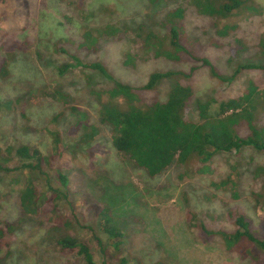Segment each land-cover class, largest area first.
Returning <instances> with one entry per match:
<instances>
[{"label": "rangeland", "instance_id": "obj_1", "mask_svg": "<svg viewBox=\"0 0 264 264\" xmlns=\"http://www.w3.org/2000/svg\"><path fill=\"white\" fill-rule=\"evenodd\" d=\"M56 2L61 16L59 27L65 29L66 38L53 43L40 38L37 26L32 27V36L25 34L27 26H17L20 17L28 15L29 0H0V32L7 33L9 40L1 39L5 44L0 49V67L8 61L9 76L3 78L0 74V102L11 103L0 111V148L4 152L28 146L48 155V132L53 129L60 134L62 144L61 155L46 171L48 177L28 170L6 177L0 173V229L14 228V233L2 240L0 264H83L74 253L59 252L55 244L59 234L48 222L49 213L22 218L18 205L27 178H34L42 191H46L48 181L61 189L59 173L68 177V201L82 217L80 227L68 234L90 246L97 264H118L122 258L127 264H263L261 255L253 261L227 253L218 238L206 237L195 227L203 224L210 231H226L230 229L227 217L237 206L254 227L264 219V152L244 148L216 154L208 174L194 175L173 164L156 178H149L113 150L110 128L97 121L92 93L112 89L113 82L80 67H72L62 75L59 69L74 66L73 58L82 64L99 63L115 81L136 89L143 87L154 72L180 74L162 81L154 93H144L143 103L152 98L164 103L178 81L193 89L194 102L187 106L184 117L197 123L196 101H213L211 110L215 113L219 103L241 95L248 83L264 88V71H237L239 66L263 64L258 45L264 36V0L253 2L262 13L243 9L221 22L198 15L188 6V0H160L154 5L137 0L138 9L123 20L113 9L101 8L100 14L106 20L99 24L90 22L94 14L86 11L85 0ZM177 8L184 10L188 47L191 45L193 53L207 58L221 80L212 78L207 68L188 77L190 69L200 64H177L142 54L141 42L134 36L136 29L143 27L164 37L167 29L161 23ZM76 22L81 29L73 35ZM109 25L118 34L112 39L98 38L97 31ZM225 26L235 29L224 38L218 37L217 28ZM86 34L96 41L92 47L83 45ZM128 59L133 64L125 66ZM56 90L66 96V104L44 97V93ZM71 107L87 113L89 124L98 128L99 135L92 145L80 144L79 136L72 133L75 118ZM260 123L264 127V113ZM238 133L241 137L247 135L245 128ZM9 157L10 168L27 163L14 154ZM227 178L236 183L239 199L232 198L229 187H213ZM253 195L263 200L256 203ZM59 208L61 214L69 213L66 202L62 201ZM103 209L122 231L118 251L113 249L116 240H109L100 230L98 215ZM94 237L101 241L104 253Z\"/></svg>", "mask_w": 264, "mask_h": 264}, {"label": "trees", "instance_id": "obj_2", "mask_svg": "<svg viewBox=\"0 0 264 264\" xmlns=\"http://www.w3.org/2000/svg\"><path fill=\"white\" fill-rule=\"evenodd\" d=\"M6 1V0H5ZM65 3L70 0H58ZM160 0H147L154 5ZM255 0H188V6L203 17H208L216 22H221L234 16L243 9H248L253 14L262 13L261 8L253 5ZM184 10L177 8L164 17L161 26L167 29V34L160 37L155 33L139 27L134 36L141 42L140 49L145 56L162 58L169 62L181 63L189 61V64H200V67H192L191 73L200 68H207L212 78L221 80L217 69L204 57L193 53L188 47V38L183 25ZM235 29L234 26L217 28L220 38L228 36ZM98 38L112 39L118 31L111 25L97 31ZM0 49L6 41L7 33L0 32ZM88 34L84 37L83 45L92 47L96 41ZM259 54L263 58V64L239 66L237 71L259 70L264 71V36L259 41ZM63 52V50H61ZM74 66H62L59 73L62 75L72 67H80L94 71L113 82V88L107 91L92 93L95 101L96 118L99 124L110 128V144L113 150L122 155L129 163L141 169L149 178H156L173 164L181 165L187 173L194 175L208 174L211 171L213 157L219 153L240 152L244 148H251L258 152H264V127L260 123L264 113V88L256 83H248L241 95L221 102L217 111L212 113L213 101H196V109L199 122L187 121L184 112L187 106L194 102V92L190 86L174 82L167 94L164 103L152 98L143 103L144 93H154L162 81L172 79L177 75L171 72H154L148 76L143 87L133 88L129 85L115 81L107 69L99 63L82 64L73 58ZM4 62V61H3ZM125 66L133 64L128 59ZM8 61L0 67L3 78L9 76ZM194 75V74H193ZM192 75V76H193ZM44 97L52 102L67 103L66 96L60 90L44 93ZM43 95V94H42ZM9 101L0 102V111L9 108ZM74 115L75 122L72 133L79 136V143L92 145L99 130L89 124V116L76 107L69 108ZM240 128H245L247 135L241 137ZM51 140V152L43 155L36 149L22 146L15 150L7 148L3 152L0 148V173L6 177L13 172L28 170L47 176L53 164L61 155L60 134L54 129L48 132ZM14 154L21 161L27 163L10 168L9 156ZM29 162V163H28ZM203 165V166H202ZM200 166L199 169L196 167ZM262 171V170H259ZM211 173V172H210ZM61 189L52 187L46 182V191H42L34 178H27L19 192L18 205L22 218H35L41 212L49 213L48 222L57 231L59 237L55 240L57 249L62 254L74 253L83 264H97L90 251V246L68 234L74 227H80L81 216L68 201V177L63 173L58 174ZM213 187L220 189L229 187L230 195L234 200L239 199L236 183L227 178ZM255 202L260 203L263 197L253 195ZM64 201L69 207L68 214H61L59 205ZM100 230L113 242V249L118 251L121 244L122 231L107 210L103 209L98 215ZM230 229L226 231H210L205 225L196 224L195 229H200L206 237H216L220 240L224 250L243 260L257 261L259 255L264 259V219L254 227L251 219L240 207H236L227 217ZM12 226H4L0 229V246L7 235L14 233ZM96 239L101 253H104L101 241ZM103 264H109L105 261ZM118 264H127L126 259H120ZM165 264V263H157ZM264 264V260H263Z\"/></svg>", "mask_w": 264, "mask_h": 264}, {"label": "clouds", "instance_id": "obj_3", "mask_svg": "<svg viewBox=\"0 0 264 264\" xmlns=\"http://www.w3.org/2000/svg\"><path fill=\"white\" fill-rule=\"evenodd\" d=\"M27 16H21L17 22L19 28L28 27L25 33L34 35L32 27L37 26V31L42 40L55 41L66 38L64 28L59 27L61 22L60 9L56 0H29ZM139 7L137 0H85V9L94 14L90 22L99 24L106 18L100 14L101 8L113 9L120 19H127ZM81 29L79 22L74 24L73 35H77Z\"/></svg>", "mask_w": 264, "mask_h": 264}]
</instances>
